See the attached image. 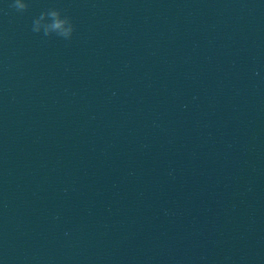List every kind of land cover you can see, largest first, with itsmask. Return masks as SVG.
Returning a JSON list of instances; mask_svg holds the SVG:
<instances>
[{
  "label": "clouds",
  "instance_id": "obj_1",
  "mask_svg": "<svg viewBox=\"0 0 264 264\" xmlns=\"http://www.w3.org/2000/svg\"><path fill=\"white\" fill-rule=\"evenodd\" d=\"M9 7L16 12L22 13L27 10V3L24 0H11ZM51 18V23L44 26L43 34L44 36H51L55 34L56 36L63 38L65 40H70L74 31V27L71 21L67 18H61V14L58 11H51L49 13ZM44 18L43 14L40 15L39 19L33 21L32 31L34 33H40V20Z\"/></svg>",
  "mask_w": 264,
  "mask_h": 264
}]
</instances>
